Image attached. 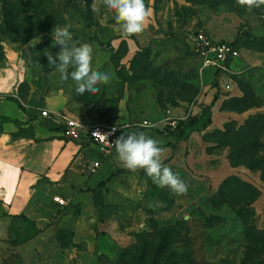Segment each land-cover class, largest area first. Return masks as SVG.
<instances>
[{
  "label": "rangeland",
  "instance_id": "374dc122",
  "mask_svg": "<svg viewBox=\"0 0 264 264\" xmlns=\"http://www.w3.org/2000/svg\"><path fill=\"white\" fill-rule=\"evenodd\" d=\"M145 4L151 15L144 32L125 37L103 0H92L91 23L86 0H0V133L12 126V136L28 135L32 123H44L38 114L46 109L115 126L123 107L132 132L164 131L197 117L162 158L187 193L176 196L144 174V228L114 259H77L66 253L68 234H39L26 220L0 219V264H141L145 245L172 229L179 233L171 249L182 256L176 264H264V6L249 12L236 0ZM67 25L77 46L91 44L93 69L112 77L97 93L78 95L44 56L59 52L53 34ZM199 33L235 42L240 58L231 72L201 73L192 49Z\"/></svg>",
  "mask_w": 264,
  "mask_h": 264
},
{
  "label": "crops",
  "instance_id": "0c3cea01",
  "mask_svg": "<svg viewBox=\"0 0 264 264\" xmlns=\"http://www.w3.org/2000/svg\"><path fill=\"white\" fill-rule=\"evenodd\" d=\"M48 111L50 117L38 114L45 121L32 123L28 135L12 136L17 131L12 126L0 133V219L22 215L39 234L49 229L70 233L66 253L77 259H114L144 228L145 172L124 168L116 149L104 154L87 136L71 134L62 114ZM128 122L121 107L115 124ZM138 132L163 148L172 141L149 128L120 135Z\"/></svg>",
  "mask_w": 264,
  "mask_h": 264
},
{
  "label": "clouds",
  "instance_id": "9594fccd",
  "mask_svg": "<svg viewBox=\"0 0 264 264\" xmlns=\"http://www.w3.org/2000/svg\"><path fill=\"white\" fill-rule=\"evenodd\" d=\"M237 4L245 7L249 12L264 6V0H236ZM103 4L115 14V20L121 34L125 37L138 36L145 30V25L150 18V10L146 7L145 0H103ZM71 25L56 27L53 40L54 45H59L60 50L55 55L45 50L44 56L49 65L55 66L61 79L69 78L75 83V92L78 95L97 93L98 85H107L111 82L109 72H100L93 69V48L89 43L79 46L73 42L70 32ZM69 68H72L69 72ZM115 132V128L113 129ZM100 134L94 132L93 135ZM107 139V135L104 134ZM117 158L124 168L137 172L143 170L154 184L160 188L167 187L176 196L185 195L188 185L163 163L165 149L161 142L148 136L145 132L120 135L113 143Z\"/></svg>",
  "mask_w": 264,
  "mask_h": 264
},
{
  "label": "built area",
  "instance_id": "2783aa9c",
  "mask_svg": "<svg viewBox=\"0 0 264 264\" xmlns=\"http://www.w3.org/2000/svg\"><path fill=\"white\" fill-rule=\"evenodd\" d=\"M192 49L196 53V60L199 62L201 73L203 74L210 70L214 78H216V74L225 76L227 73L231 72L234 63L240 58V49H238L233 42L216 40L206 33L198 34ZM223 89L228 92L231 89L230 84H225ZM41 115L44 118L50 117L51 112L43 110ZM60 118L64 121L71 134L76 136L83 134L87 136L104 154H109L115 149L113 143L120 133L133 128V126L128 123L115 126L99 124L89 127L64 115H60ZM114 128L115 132H113ZM94 132H99L100 134L94 136ZM104 134H109L107 135V139ZM98 165V163H95L94 168L98 167ZM55 200L59 204L65 205L63 200L59 198Z\"/></svg>",
  "mask_w": 264,
  "mask_h": 264
},
{
  "label": "trees",
  "instance_id": "16d2710c",
  "mask_svg": "<svg viewBox=\"0 0 264 264\" xmlns=\"http://www.w3.org/2000/svg\"><path fill=\"white\" fill-rule=\"evenodd\" d=\"M87 2V19L90 22L92 19V0H86ZM91 23V22H90ZM237 41V40H236ZM233 44L236 46L235 42ZM237 47V46H236ZM218 74H216L217 76ZM198 118H193L189 122H181L178 124L176 128H170L167 127L164 131H157L156 132L163 136H170V137H182L185 134V131L191 127H194L197 123ZM13 218L16 219H23L29 222L33 225V223L27 219L25 216H15ZM38 232V231H37ZM60 232L68 234L71 237V234L60 230ZM39 233V232H38ZM179 232H176L175 230H168L165 232V236L162 237L161 242L157 244H150L145 245L143 252L140 254V263L145 264L146 257L150 252L152 255V260L149 264H176V261L178 258H181L182 256L178 253V251L175 248H172L174 245H176V240L173 242L171 239H173L174 234L178 235ZM178 238V237H177ZM175 243V244H174ZM71 245V241L67 246ZM125 254V252H124Z\"/></svg>",
  "mask_w": 264,
  "mask_h": 264
}]
</instances>
